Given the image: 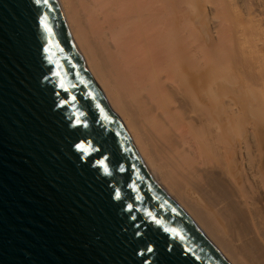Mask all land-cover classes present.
Masks as SVG:
<instances>
[{
  "label": "bare ground",
  "instance_id": "1",
  "mask_svg": "<svg viewBox=\"0 0 264 264\" xmlns=\"http://www.w3.org/2000/svg\"><path fill=\"white\" fill-rule=\"evenodd\" d=\"M157 186L230 264H264V0H58Z\"/></svg>",
  "mask_w": 264,
  "mask_h": 264
},
{
  "label": "water",
  "instance_id": "2",
  "mask_svg": "<svg viewBox=\"0 0 264 264\" xmlns=\"http://www.w3.org/2000/svg\"><path fill=\"white\" fill-rule=\"evenodd\" d=\"M0 264H230L155 183L58 0H0Z\"/></svg>",
  "mask_w": 264,
  "mask_h": 264
},
{
  "label": "snow or ice",
  "instance_id": "3",
  "mask_svg": "<svg viewBox=\"0 0 264 264\" xmlns=\"http://www.w3.org/2000/svg\"><path fill=\"white\" fill-rule=\"evenodd\" d=\"M38 2H39V0H38ZM45 2H47V0H45ZM77 123L79 124V123H83L82 121H77ZM78 147H80V148H82L83 149V145H79ZM121 171H123V169L121 168L120 169ZM105 172H108V169H107V167H105Z\"/></svg>",
  "mask_w": 264,
  "mask_h": 264
}]
</instances>
